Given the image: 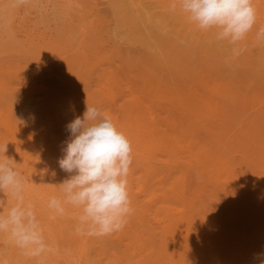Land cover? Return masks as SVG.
<instances>
[{
    "label": "rangeland",
    "instance_id": "374dc122",
    "mask_svg": "<svg viewBox=\"0 0 264 264\" xmlns=\"http://www.w3.org/2000/svg\"><path fill=\"white\" fill-rule=\"evenodd\" d=\"M63 2L66 20L51 21L50 31L41 32L42 27L27 32L30 38L45 35L41 41L33 39L40 46L32 40L26 43L29 54L19 47L17 55L1 59L6 62L1 78L10 85L0 99V117L10 105L16 111L21 103L31 110L29 115L36 113L27 118L36 125L40 112L28 109V94L52 89L77 108L76 116L83 118L86 103L95 106L136 141L141 136L137 121L158 127L155 135L161 136L163 147L141 159L131 146L134 191L141 180L148 193L133 201L126 241L139 244L138 250L154 244L163 264H186L187 258L189 264H203L204 257L215 258L216 252L223 264H261L264 40L256 34L264 26V10L245 38L233 45L218 40L216 28L199 29L182 11L180 0ZM29 5L22 3L18 15L35 19L36 11ZM56 24L64 27L63 35ZM46 109L53 133L52 109ZM33 129L29 131L35 133ZM4 135L0 125V136ZM158 217L173 221L171 228ZM238 237L242 240L232 245L230 240ZM200 251L204 255L199 263L190 262Z\"/></svg>",
    "mask_w": 264,
    "mask_h": 264
},
{
    "label": "bare ground",
    "instance_id": "6f19581e",
    "mask_svg": "<svg viewBox=\"0 0 264 264\" xmlns=\"http://www.w3.org/2000/svg\"><path fill=\"white\" fill-rule=\"evenodd\" d=\"M22 3H29V6H32L31 9L33 8V11L35 9V19H32L33 17L28 18L26 16L22 17L18 15V9ZM150 3L153 5L152 1ZM155 5L157 6V4ZM253 6L256 9V15L263 16L262 13L264 10V0H253ZM64 9L63 0H0V99L3 96L4 90L9 88L8 85H10L1 78V72L6 64V62L1 61V59H3V57L6 55L8 57L15 55L16 53L14 52L20 51L19 47H22L21 51L23 53V50L28 49V45H26V43H33L35 42V39H41V37L43 38L45 35H43L41 32L50 29L51 21H58V19L66 20ZM57 27L58 24H56V29H58ZM40 28H42V31L38 33L37 36L34 34L33 37L31 34L33 38H30V35L27 34L28 31H32L33 33V30H39ZM63 28L64 27L59 28L63 30L58 32L61 35L64 34H62V32H64ZM54 29L53 31L59 30ZM24 31H26L25 34L23 33ZM19 32L24 34L21 39L17 37V33ZM40 39L39 41H41ZM32 40L33 42H31ZM36 42H38V40ZM38 45L40 46L39 42ZM33 46L36 47L37 45ZM29 50L30 49L27 50V53ZM62 51L67 50L65 49ZM29 52L32 51L30 50ZM46 57L47 56H38L40 59H44ZM53 59H55V61H60L58 58ZM20 76L22 77V74H20ZM40 85H38V87ZM29 94L26 101V105L28 104V109L36 107L40 112L37 118L38 120H36L37 124L34 125L33 122H31V117H29V120L27 119L28 116L32 115V112L30 113L31 115H29L31 110L28 111L26 107L24 108L23 104H15L16 106L14 105V108H16V111L13 110V104L10 105L5 111L4 115L0 117V125H2L5 133L4 136H0V147L7 144V151L5 155L11 158L14 163H16L14 164L16 170L27 179L28 182L24 192L25 204L31 203L34 206L36 217L40 222L41 228L43 229V235L53 250L44 252L40 256H29L25 253V250L17 247L15 243L12 242L7 233H0V264H163L162 261L157 258L156 250L153 248L154 244L153 246L149 245L145 248H142L141 250H138L139 244H130L129 241H126L128 238V228L130 227L127 221V216L126 223L120 230L106 235H98L91 234L89 227L81 222V208L70 204H64L65 212L63 214H57L54 209L48 207V200L50 197L56 196L61 199L63 198V194L58 186L65 179L69 178L70 175H72L60 169L58 160L63 156L62 149L66 146L64 142L67 141L71 135L67 130L66 125L77 117V108L71 107L68 100L58 96V94L54 93L52 89H44L41 92L32 90L29 92ZM48 107H51L52 109L51 116L53 117L52 121L54 123L53 133H50L49 126H47L48 111L46 108ZM147 108L152 115L153 113L151 111L150 105H148ZM33 110L35 112V109ZM31 125L34 126L30 127ZM40 126L43 127L42 130L40 129ZM135 128L141 135L140 141H136L132 137L126 135L125 133L124 134L130 141L131 146L134 148L138 158L145 159L156 149L164 146L161 136L155 135V128L158 129V127L150 126V128H147L146 125L139 124V121H137ZM31 129H33L35 133H31L29 131ZM3 155L4 153L0 151V157ZM151 167V165L147 166L149 169ZM227 170L228 169L226 166L222 168L224 173H226ZM53 172L55 175H53ZM131 176L132 170L130 169L126 179L127 190L130 199V208L132 211L134 204L133 201L137 200L141 195L148 193V187L145 182L142 183L141 180H139L137 183V190L134 191V185L131 182ZM139 178L141 177L139 176ZM216 178H218V176ZM227 181L230 183L232 182L231 180ZM0 198L6 199L2 192H0ZM153 198H155L154 195ZM149 200L151 201V199ZM15 203V200L9 199L8 206L11 207L15 205ZM180 220L181 222H184L183 219ZM157 221H163L166 223V219L163 217H158ZM172 225L173 221H170L163 226L171 228ZM168 232L169 231H167V234H169ZM151 238L153 239L154 236ZM240 240H242V238L238 237L237 240L231 239L230 242L232 245H234L233 243H239L238 241ZM183 242H185V240ZM189 243L191 242L189 241ZM127 247L129 249H127ZM169 254H171L170 248L166 250L167 257H169ZM203 255V251H200L199 256L196 255L192 257L190 262L199 263L201 260L200 256ZM221 258L222 256H220L219 252H216L215 258L213 255H209L204 257L202 261L203 264H223L222 262H218V260H222ZM185 261L186 264H189V258H187Z\"/></svg>",
    "mask_w": 264,
    "mask_h": 264
},
{
    "label": "clouds",
    "instance_id": "9594fccd",
    "mask_svg": "<svg viewBox=\"0 0 264 264\" xmlns=\"http://www.w3.org/2000/svg\"><path fill=\"white\" fill-rule=\"evenodd\" d=\"M180 5L199 29L216 28V38L233 45L243 40L256 23L253 0H180ZM256 35L264 40V26ZM233 52L239 54L235 48ZM66 128L71 135L64 142L58 164L62 171L72 175L58 186L63 198L50 197L48 207L57 214L65 212L64 204L81 208L80 220L91 234L106 235L120 230L131 211L126 179L132 164L130 141L107 114L87 103L83 118L77 116ZM0 151L4 153L0 157V192L6 197L0 198V233H7L29 256L52 251L34 206L25 204L27 179L5 155L7 144ZM9 199L15 200V205L9 207Z\"/></svg>",
    "mask_w": 264,
    "mask_h": 264
}]
</instances>
